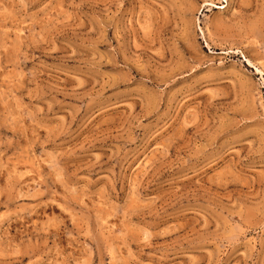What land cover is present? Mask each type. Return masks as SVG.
<instances>
[{
  "label": "rangeland",
  "instance_id": "rangeland-1",
  "mask_svg": "<svg viewBox=\"0 0 264 264\" xmlns=\"http://www.w3.org/2000/svg\"><path fill=\"white\" fill-rule=\"evenodd\" d=\"M0 264H264V0H0Z\"/></svg>",
  "mask_w": 264,
  "mask_h": 264
}]
</instances>
